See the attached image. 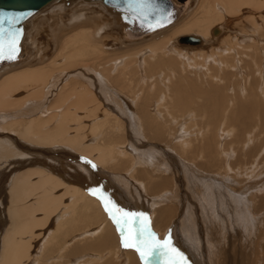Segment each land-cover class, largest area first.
Wrapping results in <instances>:
<instances>
[{
    "label": "bare ground",
    "instance_id": "6f19581e",
    "mask_svg": "<svg viewBox=\"0 0 264 264\" xmlns=\"http://www.w3.org/2000/svg\"><path fill=\"white\" fill-rule=\"evenodd\" d=\"M213 1H217L215 4L216 7L213 5L212 0H197L195 7L191 10L195 0H186L183 2L182 6H179V15L172 22H169L155 31L135 38H131L127 36V34H124L120 30V24L116 23L114 14L106 11L104 7H101V5L95 3V1L75 0L68 6H64L62 2L55 4L54 1H51L30 17L29 28L24 34L28 45L26 54L16 61L1 66L0 73L22 63H33L32 60L35 57L36 46L39 47V52L43 46L42 40L38 41L37 38L35 39L36 34H38L42 28L48 31V29H46L48 28L47 26L56 25L57 22L62 20L61 23L69 22L65 21L66 18L69 20V17H71V21H76L79 20V15L83 16V14L86 13L98 16L100 22H97L98 24L95 23V28L93 30L85 26L74 31L73 34L68 35L63 39V45L58 53L55 55L53 54L54 57L48 61V64H44L45 66L31 67L30 69L24 71L20 70L10 75H2L5 77L0 76V188H3L2 185L5 180L10 181V190L8 194L10 193L9 198L10 201H12V205H5L6 213L11 216V220H5V229L3 227L4 222L0 223V264H62L58 260L62 259V255L68 253L66 250L72 251L73 255L75 252L74 249H76L77 253L86 250L88 254H83L84 263L81 259H78L73 264H97L101 261L103 263L105 258L109 257L112 259L111 257L115 255V253L118 254L119 250L122 251V245L118 244V235L115 227L117 224H115L113 219L109 216L108 211L105 209V204L107 203L110 209H112L113 206H117L125 211L129 209L131 212H135L134 197H137L141 201V206H143L141 204L143 199L138 196L145 197V199L149 198V201H151V197H146L151 194H149L150 190L145 186V183L142 181V183H140L139 181V186L144 187L143 192H147V195L143 196V193H139L137 188L133 187L135 186V181L132 183L130 182L132 180L126 177V174L133 177L132 171L136 170L138 173L141 170H145L139 169L136 166L146 162H142L143 158L140 157L142 153H140V156L139 154L134 155L130 152L131 150H128L129 147L132 148L134 152L138 150L134 141L135 138L128 137L127 130L132 126H130L129 116H133V122L138 129L143 126L145 130L144 136L149 139L150 137H154L149 134V130L154 129V131H159L160 129V126L155 124V122L161 125L164 124L162 126L166 128L169 125L171 126L176 120L181 121L183 114H186L185 117L194 114L192 108L195 107V102H198L197 105H199V102L203 99L198 98L197 101L194 95L191 96L188 93L194 92V94H197L200 92L202 95H205L204 107L208 115L204 122V131L202 134L199 132L201 134L199 138L207 136L210 132H213L215 135L218 130V139L221 141L216 143L218 144V149L224 151L221 148L222 141L228 136L231 127H226L227 129L225 128V130H222L220 126H215L214 122L216 119H214L213 116L215 118H220L221 125L224 119H227V108L232 104L231 102H233V100L230 99L232 98L230 95V85L232 84V80L229 79L230 74L233 72L235 76L240 78L243 73L240 67L243 58H239L240 54H248L250 57L256 54V62H254L257 64L255 73L260 74L261 81L255 89L259 90L260 97L264 102V65L262 67V63L260 64L261 53L259 52H262L263 49L253 42L255 39L246 35L244 38H237L234 43L232 39L227 40L222 47H219L213 53L207 55L203 54L204 56L199 55V61L195 60V55L189 56L187 54L192 51L184 50L189 49L194 50L193 52H203L201 49L212 48V45L217 41H225V33L228 31L230 32V30L232 33V25L237 28L240 26L237 23L239 17L232 18L230 16L236 11H239L242 6L250 10L249 15L252 16L249 23L251 22L253 25L251 28L255 29V24H258V22L253 15L256 9L259 10L264 6V0ZM66 12L72 13V15L68 14L69 16H65L64 14H66ZM188 12L189 14L187 15ZM184 16L186 17L183 18ZM262 17L264 20V14ZM80 18H82V20L79 22H88L89 20H83V17ZM179 20L181 21L178 24L174 27H170ZM74 23H72V25ZM72 25L69 26L71 27ZM102 28L111 30L116 35V40L124 41V43H136V41L140 42V40L144 38L146 39L143 41H147H145L144 47L140 49L137 48L136 51H134V49L133 52L122 54L123 56L121 57L114 55V58L107 61L100 60L102 62L98 64L99 66L96 68L97 65L95 64V67L92 69L91 67L93 65L89 66V64L95 63V61L92 60V63H89L88 60L90 59L91 61L93 58L99 60L100 57L102 59V55H104L102 53L106 51L103 45L92 41L93 37L97 35L98 30L101 31ZM164 29L166 30L162 33L156 34ZM186 34L199 36L200 41L190 42L179 39L180 36ZM107 35L108 34L101 35L100 37L101 39L103 37L109 38ZM227 35H229V33ZM256 40L261 42L259 37L256 38ZM168 42L169 46L175 49H169L168 47L164 49ZM233 45L238 48V57L233 53ZM177 46H179V48ZM251 47L256 48L249 54L245 49L247 50V48ZM38 55L39 57L37 58L39 59L40 56H43V53ZM209 59H211V62L215 65L209 64ZM96 69L101 70V72L98 73ZM140 70L141 72L143 71L147 79L150 81H152V79L155 80L157 84L156 97L150 92L153 84L148 90L146 89L143 94H139V92L143 91L142 86L138 87V82L144 80V77L139 75ZM227 71L230 72L228 73ZM138 75L140 77H137ZM62 76H66L67 78L72 77V80L69 79L67 81L63 79L64 82L59 85ZM79 78H82V80ZM192 78H194V80H190ZM186 79L189 80L186 81ZM230 80L231 84L229 83ZM245 80L247 84L248 77H246ZM197 82L207 84L210 86L211 90H226L227 94L223 96L224 105L220 106L221 100L218 103L215 96H212V93L210 94L208 92L209 90L204 91V89H201L200 86L203 87V84L199 85ZM190 85L191 87L189 88ZM234 85L239 87L240 93H244L245 89L251 90L247 88L248 86L245 88L242 83L240 85V81H234ZM251 85L253 84L251 83ZM169 87L170 93L168 92ZM53 90H57V92L53 93ZM54 94L56 96L55 102L43 108L42 103L45 104V101H48ZM123 94L129 98L125 100V95L122 96ZM154 98L155 100H153ZM65 101L66 103H64ZM152 102L153 104L151 105ZM111 103L113 105H111ZM191 105H193L192 108ZM240 106L242 107V105ZM145 107L150 108V112L148 109H144ZM177 112L180 113L177 114ZM162 115L164 120H160ZM200 115H202V113ZM201 118L202 116L198 117V119ZM190 119L193 120L192 117ZM186 120H189V118ZM192 120H190L189 123H191ZM182 122L183 120L179 123ZM182 128H186V126H182ZM155 134L156 133L153 135ZM187 135L188 134L182 135L178 141L180 143L178 144L183 148L182 150H185L184 148L189 146L190 141H193L195 138L198 139V136L186 138ZM197 142H199V140ZM200 144H202V142ZM147 145L149 146V144ZM20 146L24 148V150L19 149L18 147ZM66 146L68 149L69 147H73L78 153L80 152L82 155L88 156L89 160L83 159L84 156L82 158L76 156L77 159L67 160L68 158H58L53 154V152L56 151L61 155V150H64ZM153 148L157 147L154 146ZM221 151H219V154H222L220 153ZM64 152L68 153L67 150ZM43 154H45L44 156L49 154V156L45 158ZM204 156L209 157L206 154ZM170 157V161L167 160L166 164L161 161L164 167L172 171L173 169L176 170L178 166V168L180 167V171L178 168L177 170L180 174H183L184 170L182 165H179L181 163L183 164V162L179 163L174 160L175 156L173 157V155H170ZM185 157L189 158L187 155ZM196 157L197 155L195 154V158ZM209 158L213 160L214 157L211 156ZM122 159L127 160L129 163V166H126V170H123L125 173H115V176L111 174L108 175V177H115L117 182L121 181L124 185L130 186V188H109L111 184L110 181H99L100 178L98 174L104 173L101 172L100 166L110 164L118 165L121 163ZM171 160L176 161L174 162L175 164L177 163L175 168H172L170 165L172 164ZM64 161H67V163H63ZM152 161L153 165L151 171H153L148 172L150 177H153L155 173L156 175L161 174V171L157 170L159 168L154 166H159L160 163L157 164V162H155L157 159H152ZM75 162L79 164H75ZM94 162L96 165L93 164ZM56 165L61 169H63V167H69L70 172L67 171L65 175L61 176L60 173L57 172ZM131 166L132 168L128 169ZM199 166L203 168V164ZM114 169L117 168L114 166ZM162 170L165 172L164 169ZM94 178H96V180ZM4 185L7 184L5 183ZM222 188L217 190V188H213V186L209 188L206 184L204 188L195 190L197 197L199 199L201 198L204 202H198L197 207L199 208H195L197 211L199 210L198 212L200 214L197 212L199 216L202 215V206L204 204L206 208H210L211 206L216 208L217 202L215 199L219 197V193H222ZM199 189H201V191ZM256 189L260 190L261 188ZM126 190H129L130 194L127 193ZM211 190L213 193H211ZM164 192L162 194H164ZM1 193L2 191L0 194ZM168 198L169 196L167 200ZM227 198L228 197H226V199ZM230 199L235 206V216L238 218L242 217L244 221L253 220L255 221L254 225L259 222L257 216L252 219L249 218L250 216L246 206L241 199L239 200L237 195L234 197L232 196ZM173 200L176 202L175 199ZM211 201L214 202L210 203ZM115 202L116 204H114ZM16 203L18 204L16 205ZM156 204L158 203L152 199L147 205L151 208V225L154 230L159 231V229L162 230L165 228L170 220L161 228L155 225L156 217L159 215L162 216L161 214H163V209L161 207L158 206L154 208ZM182 209L181 211H183ZM229 209L232 211L231 207H229ZM220 210L224 215L221 217L219 214L218 217H214L213 219L219 222L218 226L223 230L222 238H224L225 232L228 231L226 228L228 221L225 219V208H221ZM213 212L214 210H212L211 213ZM175 213L176 210L171 215L173 216ZM216 215L217 214L213 213V216ZM172 216H170V218ZM191 216L194 215L191 214ZM195 220L197 219L195 218ZM205 221L207 222L205 225L208 226V221ZM7 224L11 225L8 227ZM177 225L175 226L177 227ZM126 230H128V228L124 230V234H129V231L127 232ZM82 231L83 233L81 234L83 235L78 237V233ZM232 231L236 233V231L239 230L233 229ZM162 235L163 231H160V237ZM208 238L210 239V237ZM38 239L42 241L40 244ZM132 239H135V237L133 236ZM32 242H34L35 246L38 244V249H35ZM75 242L80 243L83 247H79ZM207 244L210 245V243ZM32 246V250H38V252L35 251V253H33L31 250ZM213 246V248L208 247L210 253H212V256H218L219 249L215 244H213ZM88 250L96 252H92L93 256H91ZM37 254L40 255L38 256ZM51 254H55V256L52 255L53 257L51 258ZM124 255L123 264H130L133 262L132 259H134V257L130 255L128 250H124ZM45 258L46 260L50 259L52 261L45 263ZM166 261L168 263L171 262L168 258H166ZM156 262L157 264H163L161 259H158Z\"/></svg>",
    "mask_w": 264,
    "mask_h": 264
},
{
    "label": "rangeland",
    "instance_id": "374dc122",
    "mask_svg": "<svg viewBox=\"0 0 264 264\" xmlns=\"http://www.w3.org/2000/svg\"><path fill=\"white\" fill-rule=\"evenodd\" d=\"M224 1H226V0H224ZM212 2H213V5L216 7L215 4L217 3V1L212 0ZM196 3H197V0H195V3L193 5V7L191 8V10L195 7ZM189 12L187 13V15L189 14ZM249 13H250V10L248 8L242 6L239 11H236L235 13H233L230 16L232 18L233 17H239L237 23L240 26H238V28H237L236 26L232 25V27H231L232 33L230 30V32L228 31L227 33H225L226 35L224 34L226 37L225 41L224 40L217 41L215 44L212 45V48L201 49V51H203V52H200V51L193 52L194 50H189V49H184V50L192 51V52H188L187 54L189 56L195 55L196 56L195 60L199 61L200 60L199 55L204 56L203 54L207 55L209 53H213L219 47H222V45H224L227 40L232 39V41L234 43V42H236L237 38H241V37L244 38L246 35L252 39H255V40H253V42H255L256 45L260 46L261 49L264 50V20L262 17L264 14V6H263V8H261L259 10L256 9L255 13L253 15L254 18L256 17L255 19L258 22V24H255V26H256L255 29L257 30V32L255 29L251 28V26H253V25L251 24V22L249 23V21H251L252 15L250 16ZM68 14L72 15V13H67V12L64 15L69 16ZM79 16H78L79 20H76V21H71V17H69V20L67 18L65 20V21H69V22L61 23L63 21L62 20V21L57 22L56 25L54 24L53 26H47L48 28L45 27L46 29H48V31H46V30H44V28H42L38 32V34H36V36H35V39L37 38L38 41H40V40L43 41V46H42L40 52H39V47L36 46L35 57H34L35 61L33 59L32 60L33 63H22V64H19L17 66H14L12 68H8L5 71L1 72L0 76L5 77L2 75H10V74L19 72L20 70L24 71V70L30 69L31 67H43V66H45L46 63L48 64V61L50 59H52L55 54L58 53L61 46L63 45V39H65L68 35L73 34L74 31H76L82 27H85V26H88V27H90L89 29L93 30L95 28V26H94L95 23L98 24L100 22L98 16H95L92 14H87V13L83 14V16H80V17H83V20L89 19L88 22H79L82 20V18H80ZM186 16H184L183 18H185ZM181 20H179L177 23L171 25L170 27H174ZM72 23H74V24L72 25ZM69 25H72V26L70 27ZM170 27H168V28H170ZM70 28H72V29H70ZM168 28H166V29H168ZM166 29H164V30H162L156 34H160L163 31H165ZM41 32H43V33H41ZM228 33H229V35H227ZM106 34H108L107 37H109V38L103 37L101 39L100 36L106 35ZM154 35H152V36H154ZM152 36H150V37H152ZM258 37L261 40V42L256 40V38H258ZM147 38H149V37H147ZM144 39H146V38H144ZM144 39H141L142 41L140 40L141 43L139 41H136V43H124V41L116 40V35L111 30L102 28L101 31L98 30L97 35L95 37H93L92 41L95 43L98 42L97 44L103 45V47L106 49V51L104 53H102V54H104V55H102V59H101V57L99 60L93 58L90 61V59H89L88 60L89 63H92V60L95 61V63L93 62L92 64H89V66L93 65L91 67L93 69L95 67V64H96L97 65L96 68H97L99 66L98 64H100L102 61H105V60L107 61L111 58H114V55L121 57V56H123L122 54H125L128 52H133L134 49H135L134 51H136L137 48L140 49V48L144 47L145 41H147V40L143 41ZM60 40H61V42H60ZM57 45H58V47H57ZM56 47H57V49H56ZM167 47L169 49L173 48V47L169 46V42L164 47V49ZM177 47L179 48V46H177ZM233 47H234L233 53L235 54L236 57H238V54H239V52H237L238 48H236L234 45H233ZM254 48H256V47L247 48V50L245 49V51H248V53L250 54V53H252ZM173 49H175V48H173ZM263 50H262V52L259 51L261 53L260 64L262 63L261 64L262 67L264 65V51ZM41 53H43V56H40V58L38 59L37 58V57H39L38 54H41ZM234 54H233V57H234ZM243 55L242 54L239 55V58H241V59L243 58L242 63H240L241 71L243 72L242 76L240 78H238L237 76H235L233 74V72H231V74H230L231 78L229 77V79L232 80V84H231V80L229 83L231 84L230 85L231 86V91H230L231 94L230 95L232 96V98H230V99L233 100V102H231L232 104H230L229 107L227 108V112H226V118L227 119H224V122L221 125L220 124V118L219 117L215 118L213 116V118L216 119L214 122L215 126H217V127L220 126L222 130H225L226 127H228V128L231 127V129H229L228 136L225 139H223V141H222L221 148L224 151H221V149H218V146H217L218 145L217 143L221 141L220 139H218V134H217L218 130L216 131L215 135L213 132H210L207 136L199 138V136L204 131V122L206 121V117L208 115V113L206 112L205 107H204V102L206 99L205 95H202L200 92L197 94H194V92H192L193 94L188 93L191 96L194 95L195 98L197 99V101H198V98L203 99L202 101L199 102V105H197L198 102L197 103L195 102V107H193V108H192L193 105H191V108H192V111L194 114H191V116H189V117L188 116L185 117L186 114H183V116H182L183 122L182 123H179L182 120L181 121L176 120L178 122L174 121L171 124V126L169 125L166 128L164 126H162L164 124L161 125V124H158L155 122V124L160 126V129H159V131L158 130L154 131V129H152L153 131L149 130L148 131V132H150L149 134L151 136H154V137H150L149 139H148V137L145 138V136H144L145 130H144L143 126L139 127V129H138L135 126V123L133 122L134 121L133 116L132 115H131V117L129 116L130 126L131 125L132 126L130 127V129L127 130L128 137L135 138L134 141L136 143V148H138V150L134 152L133 149L130 147L128 148V150L129 151L131 150L130 152L134 155L139 154V156H140V153H142L140 157L143 158L144 161L142 159L141 160H142V162L146 161L145 163H147V164L143 163L141 165L139 164V166L137 165L136 167H138L139 169H145V170H141L138 173L136 172V170L132 171L133 177L128 176L127 174H126V177L127 178L129 177L130 180H132V181H130V180L129 181L132 183H134V181H135V183H134L135 186H133V187L137 188V191H139V193H141V194L143 193V196H146L147 192L146 191H145L146 193L143 192L144 187L139 186V181H140V183H142V182L145 183V186H147V188H149V190H150L149 194H151L150 196L147 195L146 197H151V201H152V199H154L156 201V203H158V204H156V206H154V208L159 206L163 209V214H161L162 216L159 215L156 217L155 225L156 226L158 225V228H161L169 220H170V222H169V224L166 225V227H165L166 229L165 228H163L162 230L159 229V231L154 230L152 225H151V220H152L151 208H149L147 205L148 202H151V201H149V198L145 199V197H142V196L141 197L138 196V197L143 199V201L141 203L143 206L140 205L141 201L137 197H134L133 199L135 200L134 201L135 202L134 203L135 204L134 205V209H135L134 211L135 212H131L129 209H127V212L136 213V214H143V216L140 217L139 219L141 221H143L145 218L147 219L148 228L150 231H152L156 234V239H158L162 244L165 240L168 241V245L166 246V250H167L168 254L162 255L159 257V259H161L163 264H170L166 261V258L170 259L171 261L175 260L178 262V264H264V102L260 97L259 90L255 89L256 86L261 81L260 80L261 79L260 74L255 73V69H256V65H257L254 63V62H256V54L255 55L252 54L253 55L252 57L248 56V54L244 55V56ZM175 57L177 59H179L177 56H175ZM252 59L253 60L255 59V60L253 61ZM100 60H102V61H100ZM185 60H186V58H185ZM209 61H210L209 64L215 65L214 63L211 62L212 61L211 59H209ZM23 67H25L26 69L25 68L22 69ZM97 71H98V73L101 72V70H97ZM200 71H202V70H200ZM227 72L229 73L230 71H227ZM189 74H191V73H189ZM139 75L140 76L142 75L144 77V80H142V81L140 80L141 83L138 82V87L142 86V91H143V92H139V94L140 95L143 94L144 91H146V89L148 90L149 87L153 84L151 87L152 90L150 92L152 94H154V96H155L156 92H157V84H156L155 80L152 79V81H150L149 79H147L146 75L143 73V71L141 72V70H140ZM139 75L137 77H140ZM246 77H248L247 84H246V80H245ZM71 78H67L66 76H62L60 81H59V85L62 84L64 82V80H67V81L69 79L72 80ZM79 79L82 80V78H79ZM187 80H189V79H186V81ZM190 80H194V78H192ZM234 81H240V85L242 83V85H244L245 88L248 86L247 88L251 89V90L245 89L244 93H240L241 91L239 90L238 86L236 87L234 85ZM251 83L253 85H251ZM197 84H199V85L203 84L202 85L203 87L200 86V88L204 89V91L209 90L208 92L210 94L212 93L211 94L212 96H215L218 103L221 100V104H219V105L220 106L224 105L225 102L223 100V96H225V94H227L226 90H223V89H212L211 90L210 86H208L205 83L201 84L200 82H197ZM190 87H191V85L189 86V88ZM201 91H203V90H201ZM52 92L56 93L57 90H53ZM168 92L169 93L171 92L170 87L168 88ZM236 92H237V94H236ZM124 95L125 94H123L122 96H124ZM124 97H125V100H127L129 98L126 95ZM55 100H56V96L54 94L52 97H50V99L48 101H45V104L42 103L43 108L47 107L48 104L52 105L55 102ZM153 100H155V98ZM64 103H66V101ZM238 103H240V104H238ZM152 104H153V102L151 103V105ZM111 105H113V104L111 103ZM240 105H242V107ZM144 109H148V111H149L150 108L145 107ZM204 111H205V113H204ZM239 111H240V113H239ZM179 113L180 112H177V114H179ZM201 113H202V115H200ZM199 116H202V118H201L202 120L198 119ZM161 117L162 118H160V120H164L163 115ZM191 117L193 118V120L190 119ZM188 118H189V120H186ZM190 120H192L191 123H189ZM131 121H132V123H131ZM182 126H186V128H182ZM178 130H180V131H178ZM181 132L184 134H188L186 136V138H190L191 136H198V139L195 138L193 141H190L189 146L184 148L185 150H182L183 148L181 145H179L180 143L178 142L180 140V138L182 137V135H184ZM154 133H156V134L153 135ZM249 138H250V140H249ZM213 139H214V141H213ZM198 140H199V142H197ZM201 142H202V144H200ZM147 144H149V146ZM154 146H156L157 148H153ZM173 146L175 148H177V147L178 148L175 149ZM203 146H206V147H203ZM140 147H142V148H140ZM159 147H160V149H159ZM18 148L21 150H24V148H22L21 146ZM69 149L66 146L64 150H61V152H60L61 155L58 154L56 151H54L53 154H55V156H57L58 158H65V159L68 158L67 160L77 159L76 156L80 157V158H82L84 156V154L82 155L80 152L78 153V151H75V149L73 147H69ZM209 149H211V150H209ZM65 150H67L68 153H65L64 152ZM181 151H182V153H181ZM188 151H189V153H188ZM219 151H221L220 153H222L223 155L219 154ZM197 152H198V154H197ZM185 154L187 155V157H189L191 159L186 158ZM195 154L197 155L196 158H195ZM205 154L208 155L209 157H211V156L214 157L213 160L209 157L204 156ZM44 155L45 154H43V156ZM170 155H173V157L175 156L174 160L178 161L179 163L183 162V164L182 163L179 164V165H182V168L184 170L183 174H180V172H179L180 167L179 168H178V166L176 167L177 163L176 164L174 163L176 161L171 160L172 164H170V165L172 166V168L176 167V170L173 169L172 171H170L168 168H165L164 165L161 163V161H163V162H165L164 164H166L167 160L170 161V159H171ZM47 156H49V154H46V156H44V157L47 158ZM83 159L89 160L88 156H86V155L83 157ZM152 159H155V160L157 159V161H155V162H157V164L160 163L159 166L158 165H154V166L159 168L157 170L161 171V174L156 175V173H155V175L153 177H150V174L148 172L151 171V169H152V165H153ZM77 162H79V161H77ZM63 163H67V161H64ZM79 163L75 162V164H79ZM93 164L96 165L95 162ZM128 164L129 163L127 162V160L122 159L121 163L118 165L110 164V165H106V166H100L99 168H100L101 172H104V173L98 174L99 178H100L99 181L100 180H103L104 182L110 181L111 184H110L109 188H125V187L130 188V186L124 185L123 182H121V181H119L120 183L117 182L115 177H111V176H109L110 178L108 177V175H111V174H114V176H115L117 173H119V174L125 173V171H123V170H126V166ZM200 164H203V168H201L199 166ZM111 165H113V166H111ZM183 165H185V166H183ZM114 166L117 169H114ZM56 167H57L56 168L57 172H59L61 176L65 175L67 173V171L70 172L69 167H63V169H61L58 165H56ZM131 168H132V166L129 167L128 169H131ZM172 168H170V169H172ZM177 168L179 171L177 170ZM162 169H164L165 172ZM103 176H104V178H103ZM94 179L96 180V178H94ZM5 183L7 185H4ZM206 184L209 188H211L213 186V188H217V190H220L223 187L222 193H219V197L218 198L216 197V199H215V201L217 202L216 208H214L212 206L210 208H206L205 204H204L202 206L203 207L202 215L199 216L197 214V212L199 210L197 211L195 208H199V207H197L198 202L199 203H204V202L201 198L199 199L197 197L195 190L198 188H204V185H206ZM231 184H233V185H231ZM2 186H3V188H0V192L2 191V193L0 194V208H1L0 209V223L4 222L3 227L5 229V226H6L5 220L6 219H8L9 221L11 220V216H9L5 210L6 209L5 205H8V204H9L8 206L12 205V201H10V198H9L10 193L8 194V192L10 190L9 189L10 188L9 187L10 181L5 180V182L3 183ZM169 188H171V189H169ZM256 188H261V189L257 190ZM199 190L201 191V189H199ZM164 191H166V192H164ZM126 192L130 194L129 190H126ZM163 192H164V194H162ZM211 193H213L212 190H211ZM224 193H225V195H224ZM122 194H124V193H122ZM159 195H161V196H159ZM174 195L177 197H175ZM236 195L239 197V200L241 199V201L246 206L247 211H248L249 216H250L249 218L252 219L255 216H257V218L259 220V222H257V224L254 225L255 221H253V220L244 221L242 219V217L238 218L237 216H235V206L232 204V200L230 198H232V196L234 197ZM166 196L167 197L169 196L168 200H167ZM160 197H161L162 201H161ZM180 197L181 198L183 197V198L181 199ZM226 197H228V198L226 199ZM173 199H175L176 202ZM213 202L214 201H211L210 203H213ZM17 204L18 203H16V205ZM114 204H116V202ZM185 204H186V206H185ZM187 205H188V207H187ZM142 207H145V208H142ZM182 207H183V209H182ZM229 207L232 208V211L229 209ZM147 208H148V210H147ZM180 208L183 211H181ZM221 208H225V212H226V218L225 219L228 221V223L226 224V228L228 230L227 231L228 233L225 232L224 238H222L223 230L221 229L220 226H218L219 222L217 220L214 221V219H213L214 217H218L219 214L221 215V217H222V215H224L223 212H221V210H220ZM149 209H150V211H149ZM191 209H192V211H191ZM9 210H10V208H9ZM146 210L148 211V214H147ZM175 210H176V213H175V215L173 214V216H172L171 214L174 213ZM212 210H214L213 213L217 214L216 216H213V213H211ZM186 214H187V216H186ZM191 214L194 216H191ZM170 216H172V217L170 218ZM195 218L197 220H195ZM204 218H205V220L208 221V226L205 225V224H207V222L204 220ZM182 221H184V222H182ZM10 225L11 224H7L8 227ZM175 225H177V227ZM189 225H191V226H189ZM141 226H142V224H137L135 226L129 225L130 228H132V227L139 228ZM115 227H116L117 235H118L117 236L118 237V244L123 246V242L127 241L129 239V234L126 233L122 236V233L118 229V226L116 225ZM173 228H175V229H173ZM233 229H238L239 231H236V233H234V231H232ZM126 231L128 232V230H126ZM160 231L161 232L163 231V235L161 237H160ZM81 233H83V231L78 233L77 236L81 237L83 235ZM133 236L135 237V234H133ZM208 237H210V239ZM74 241H78V240H74ZM34 242H32V244H34ZM41 242L42 241L39 240V244ZM207 243H210V245ZM75 244L79 245V247L80 246L83 247V245H81L78 242H75ZM213 244H215L219 249L218 256L215 255L216 260H215V256L214 255L212 256V253H210V250H209L210 247H212V248L214 247ZM36 245L37 246H35V244H34L33 246H35V249H38L39 246H38V244H36ZM33 246L31 247V250H32ZM122 246H121L122 251L119 250L118 254L115 253V255H113L111 257L112 259H110L108 257V258H105L103 260V263L101 261L100 263H97V264H104V263L105 264H123L124 263L123 259L125 256L124 250H128L130 255L134 257V259H132L133 262H131L130 264H143V261L140 258V254L135 250V248H126V247H124V246L122 247ZM173 248L176 249L177 251L172 252L171 249H173ZM74 250H75V252H74ZM74 250H73V252H74L73 255H72V251L66 250V252H68V253L65 255H62V259H59L58 261H60L62 264H73L78 259H81V261H83V263H84L85 260H83V254H88V252H86V250L83 252V250H82L81 252L77 253L76 249H74ZM32 251H33V253H35V251L38 252V250H32ZM89 252L91 253L90 255L93 256L92 252H96V251H89ZM0 254H1V244H0ZM37 255L39 256L40 254H37ZM52 255L53 254L50 255L51 258L53 256H55V254L53 256ZM115 256H116V258H115ZM50 261H52V260H50V259L46 260V258H45L44 262L49 263ZM62 261H64V262H62ZM154 263L157 264L156 261ZM90 264H95V263H90Z\"/></svg>",
    "mask_w": 264,
    "mask_h": 264
},
{
    "label": "water",
    "instance_id": "95a60500",
    "mask_svg": "<svg viewBox=\"0 0 264 264\" xmlns=\"http://www.w3.org/2000/svg\"><path fill=\"white\" fill-rule=\"evenodd\" d=\"M54 1L70 5L75 0H0V11L8 13H23L24 16L15 25L20 30L18 39V51L15 59H0V67L22 58L28 49L25 40V32L30 25V17L42 7ZM95 1L106 11L114 14L116 23L120 24V30L131 38L150 33L172 22L179 15V6L186 0H84ZM30 13V14H29ZM7 26V25H5ZM182 41L199 42V36L191 34L182 35ZM7 41H5V46Z\"/></svg>",
    "mask_w": 264,
    "mask_h": 264
},
{
    "label": "snow or ice",
    "instance_id": "6c2138e0",
    "mask_svg": "<svg viewBox=\"0 0 264 264\" xmlns=\"http://www.w3.org/2000/svg\"><path fill=\"white\" fill-rule=\"evenodd\" d=\"M23 16V13L16 14L0 11V59L11 60L16 58L20 30L15 25L19 23V20ZM5 41H7L6 46ZM105 209L117 224L122 235L124 234V230L128 228L129 239L123 242V246L126 248H135L140 254L143 264H154L160 256L168 254L166 250L168 241L165 240L162 244L156 239V234L148 228L147 219L145 218L143 221L139 219L143 214L130 213L117 206H113L110 209L107 203L105 204ZM137 224H142V226L139 228L129 227V225L135 226ZM133 234H135V239H132ZM171 251L176 252L177 250L173 248ZM170 264H178V262L172 260Z\"/></svg>",
    "mask_w": 264,
    "mask_h": 264
}]
</instances>
